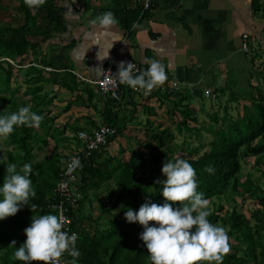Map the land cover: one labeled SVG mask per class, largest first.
I'll list each match as a JSON object with an SVG mask.
<instances>
[{"label": "trees", "instance_id": "16d2710c", "mask_svg": "<svg viewBox=\"0 0 264 264\" xmlns=\"http://www.w3.org/2000/svg\"><path fill=\"white\" fill-rule=\"evenodd\" d=\"M18 1V9L25 16L24 23L18 27L0 25V86H2L0 88V114L16 111L21 105H26L23 100L15 97L18 85L15 88L11 87L13 67L6 59L18 62L17 66L32 63L33 60L29 58L30 52L53 36L63 25L60 8L56 6L55 0H45V3L36 9L29 8L25 0ZM260 1L252 0L253 8L254 11L261 12L264 20V4ZM2 5L3 0H0V9ZM40 62L44 68L50 66L54 70L48 71L32 65L28 67L30 76L28 82L34 84L35 87L28 88L27 95L34 107L47 105L53 100L48 97V91L40 95L43 86L47 83H57L69 90L73 89L74 84H81L75 75L66 69L57 71L61 67H55L54 62L44 60ZM8 91H12L10 97L4 95ZM254 91L255 93L250 94L251 104L244 105L241 116L235 119L229 117L228 121L216 130L211 127L208 129L214 135V139L207 144V150L200 156H198L199 149L194 147L185 153L179 152L172 159L180 157L192 163L197 171L199 190L203 191L209 200L225 194L234 180L232 187L241 186L252 193L262 207L260 209H263L264 215V188L255 185L252 179L242 182L237 178L240 156H254L257 164L264 162V92L261 87L254 88ZM153 92L154 89L149 93ZM174 93H176L175 90L167 87L162 97L167 98V96L175 95ZM184 100L183 97L180 98L178 105ZM115 103L117 101L106 99L104 102L106 106L99 115L102 125L113 126L117 130V133L108 140L109 144L123 132L120 115L112 108L113 105L117 106ZM190 113L191 110L182 112V122L178 123L179 132L182 128L188 132L192 130L186 126V119ZM225 118L227 117H224L222 121ZM152 127L153 123L147 121L144 129L154 131L155 128ZM161 127L162 123L157 124V128ZM91 130L82 129L80 131L90 132ZM164 131L151 134L149 136L151 140L143 143L142 146L148 152L135 154L126 161L117 160V164L110 166L111 168L108 166L109 159L98 160L104 158L109 144L101 152L96 151L88 158L81 156L82 167L78 169L79 179L72 186L78 208L68 213L72 219L71 232L78 234L76 246L80 250V256L73 258L65 254V264H73V262L74 264H149L147 249L139 237L143 228L138 222H128L124 212L127 207L138 210L146 199L157 203H162L165 199L160 191L162 185L155 183L157 179L165 178L160 171L163 165L161 156L163 154L164 161L169 160L167 153L171 149L168 145L172 134L168 128ZM147 133L148 131L145 136ZM37 142L38 138L34 135L33 127H19L4 143L0 141V182H2L8 163L15 162L18 165L25 162L31 163L32 151ZM9 146H12V149L6 148ZM79 147L78 142L77 148ZM159 150L162 153L158 152ZM147 153L150 156L146 157ZM31 165L33 185L39 181L43 185L35 187L36 195L30 199L29 205L19 209L15 215L0 220V264H24L23 261L13 258L15 246L11 242L15 240L16 247H18L26 239L23 229L31 222L32 215L56 213L49 206L55 201L54 188L62 170L53 166L52 172L44 177L39 164ZM207 165L214 166L215 171L207 172L205 170ZM153 189L155 191L150 192ZM104 195L105 200H102L101 196ZM93 200L99 203L97 209L100 212L97 218L89 209ZM170 203L179 204L180 202ZM33 204L36 205L35 209H31ZM102 219L105 221L101 222ZM209 219L214 223L221 220L228 227L229 235L246 245L247 258L252 259L257 256L252 229L248 220L241 214L232 211L219 216L211 212ZM150 223L154 222L150 221ZM240 247L239 244L232 246L233 250L225 254L223 264H245L243 257H237ZM261 255L259 264H264V247ZM43 263L44 261L39 260L30 262V264ZM200 264H206V262H200Z\"/></svg>", "mask_w": 264, "mask_h": 264}, {"label": "crops", "instance_id": "0c3cea01", "mask_svg": "<svg viewBox=\"0 0 264 264\" xmlns=\"http://www.w3.org/2000/svg\"><path fill=\"white\" fill-rule=\"evenodd\" d=\"M135 1L55 0L63 25L45 49L53 46L55 54L49 61L61 67L57 71L66 69L74 74L81 84H74L69 90L57 83H47L49 91H45L49 92V98L53 97L48 106L57 100L51 96L53 93L65 90L76 100L80 112L71 121L86 130L97 128L101 125L99 115L106 99L92 82L101 77L108 62L144 64L157 59L166 66L167 79L158 85L159 89L154 88L157 93L122 88L121 101L112 108L120 115L123 130H141L147 121L160 117V108L165 109L169 103L166 100L174 98L173 95L162 97L170 83H177L176 92L196 99L203 97V89L216 92L220 82L241 86L248 81L252 59L242 45L247 43L251 48L254 40L264 42V20L261 12L254 11L252 0H152V8L144 14L135 6ZM108 10L118 18L119 26L113 30L120 33L113 34L118 39L113 41L109 57L101 61L97 58L99 45L92 43L99 40L105 47L113 37L100 35L90 22ZM244 35L248 38L244 39ZM40 64L33 61L26 67L44 68ZM44 69L54 70L50 66ZM210 97L215 98L213 92ZM47 105L36 108L41 112ZM115 144L111 142L107 150ZM6 148L12 149V146ZM109 152L98 160L109 159Z\"/></svg>", "mask_w": 264, "mask_h": 264}, {"label": "clouds", "instance_id": "9594fccd", "mask_svg": "<svg viewBox=\"0 0 264 264\" xmlns=\"http://www.w3.org/2000/svg\"><path fill=\"white\" fill-rule=\"evenodd\" d=\"M25 3L29 8L36 9L45 0H25ZM90 23L102 36L113 37L114 33H120L113 30L118 28L119 21L110 10L96 16ZM117 39L113 37L105 47L99 40L92 43L99 45V60L109 57L113 41ZM115 73L120 83L143 89L146 93L167 79L166 66L157 59L148 61V67L143 70H138L134 62L121 61ZM43 119L31 105H21L16 111L0 114V140L10 138L19 127H39ZM78 167H82L81 161L78 156L73 157L68 171ZM205 170L213 173L215 168L207 165ZM161 171L165 178L157 179L155 183L162 185L163 202L146 199L138 210L127 207L124 212L128 222H138L143 228L139 237L147 249L149 264H223L225 254L231 249L229 229L209 219L210 201L199 190L196 169L188 160L177 157L164 161ZM32 173L30 162L22 165L10 162L6 165L0 182V220L15 215L36 195ZM177 201L180 203H170ZM35 207L33 204L31 209ZM23 231L26 239L18 247L15 240L11 244L15 246L13 258L24 264L34 260L61 264L65 254L73 258L80 256L76 246L78 234L70 232L62 214L47 212L32 215L31 222Z\"/></svg>", "mask_w": 264, "mask_h": 264}, {"label": "rangeland", "instance_id": "374dc122", "mask_svg": "<svg viewBox=\"0 0 264 264\" xmlns=\"http://www.w3.org/2000/svg\"><path fill=\"white\" fill-rule=\"evenodd\" d=\"M260 2L261 4H264V0H261ZM18 6V0H3V5L0 9V25L2 27H18L24 23L25 16L19 11ZM54 36L55 33L49 39L42 42L40 46L32 50L29 56L30 60H36L38 63H40V60L49 61L51 56L55 54V48L52 45V47L48 49L45 48L48 43L51 44V42H53L55 38ZM250 47L249 54L252 59V68L247 76V82L241 83V86L220 82L216 87V92L212 90L215 98L205 96L206 89H203V97L196 99L191 98L190 94H185L186 96H184L181 92L174 93V98L171 97L166 100V102L168 101L169 103L165 104V109L160 108V110H162L159 112L160 117L153 118L152 128H155V132L153 129L145 130V123L141 130H123V136L121 133L114 138V143H116L115 146H113V148L110 146V150L108 149L105 151L106 153L110 151L109 168H111L110 166L117 164V160L121 159L122 161H126L135 154L148 152L142 146L143 143L151 140V137H149L151 134L165 132L164 130L166 128L170 129V133L172 134L168 145L171 149L167 153L169 159H172L179 152L185 153L187 150L194 147L199 149L198 156L206 151L207 144L214 139V135L211 134L208 129L211 127L213 130H216L222 127L223 123L228 121L229 117L235 119L238 116H241L244 105L249 106L252 102L250 94L251 92L255 93L254 88L261 87L262 92H264V42L262 43L254 40ZM13 63L14 64L10 63L13 67L11 73V87L15 88L17 85L19 86H17L18 92L15 94V97L19 100H23L26 105H31L34 111L44 117L39 127H33L34 135L38 138V142H40L34 144L31 164H39V168H41L44 177H47L49 172H52L53 166H57L61 171L69 154L74 152L78 147L76 139L77 133L80 130L85 129L78 124H74L75 121H71L72 116H79L80 112L78 111V104L76 103V100L71 99L70 93L64 90L62 93H53L51 96H54L57 100L53 102L52 106L47 105L40 112L39 109L34 107L28 99V88L35 87L34 84L28 82L30 79V77H28V68L26 65L17 66L16 64L18 62L16 63V61ZM47 85L48 84H45L43 86V92L48 90L49 87ZM0 88H2V86H0ZM220 90L221 93L218 92ZM11 92L12 91H8L4 95L10 97ZM25 92L27 96L25 95ZM182 97L185 100L178 105V101ZM255 97H257L256 94ZM172 101L173 105H171ZM185 110H191L189 117L186 119V126L190 127L192 130L188 132L182 128L181 132H179L178 123L182 122V112ZM216 117L217 120H215ZM224 117L227 118L222 121ZM143 121L144 119H142V122ZM159 123H162L161 128H157V124ZM146 131H148L147 136H145ZM1 142L4 143L5 140H1ZM158 152L162 153L161 150ZM147 156H150L149 153L146 154V157ZM161 157L164 162L163 154ZM237 178L242 182H247L249 179H252L255 185L264 188V162L257 164L255 163L254 156H240V168ZM231 183L232 184L228 187L225 194L209 200L210 212L222 216L225 213L236 211L248 220L249 226L252 229L255 253L257 256L252 259L247 258L248 253L246 251V245L236 241L235 237L229 235L231 245L230 252L233 250L232 246L239 244L241 247L240 250L237 251V257H243L246 261L245 264H259L264 247L263 209H260L262 207L257 203V199L254 198L252 193L246 191L241 186L234 187V185L232 187L234 180ZM37 185L43 184L39 181L34 184V187ZM101 198L102 200H105V195L101 196ZM90 204L92 206L91 208L89 207V209L91 210V213H94V217L97 218L100 212L97 209L99 203L93 200ZM86 209H88V207H86ZM104 221V219L101 220V222ZM215 223H220L226 226L221 220H218Z\"/></svg>", "mask_w": 264, "mask_h": 264}, {"label": "built area", "instance_id": "2783aa9c", "mask_svg": "<svg viewBox=\"0 0 264 264\" xmlns=\"http://www.w3.org/2000/svg\"><path fill=\"white\" fill-rule=\"evenodd\" d=\"M152 0H136L135 6L138 7L141 11V14L146 13L152 8ZM244 39L248 38L247 35L243 36ZM242 48L245 52L249 51V46L247 43L242 45ZM3 60V59H1ZM9 63L14 64L10 59H6ZM135 63V62H134ZM138 70H143L148 67V62L144 64L135 63ZM48 69V68H47ZM118 69L117 64H113L111 62L106 63L103 73L100 78L93 81L92 84L98 89L101 95L104 96L105 99H110L113 101H121V90L122 88H130L132 90H136L134 88L129 87L126 84H122L119 82L116 71ZM169 85V84H168ZM170 88L173 90H178L177 83H170ZM162 88V87H161ZM159 89V86L156 87ZM164 90V89H163ZM211 90H206L205 95L207 97L211 96ZM117 133V130L113 126L109 125H99L97 128H94L90 132L79 131L77 133V140L80 144V147L77 148L74 152L69 154L60 174V178L58 179L56 186L54 188V202L50 204L49 208L55 210L56 214H62L65 218L66 227L71 232V224L72 219L68 214L70 210H77L78 203L74 196L72 186L78 182V168L69 172L68 168L72 161L73 157H90L94 152H101V150L105 149L109 144L108 140L113 137ZM65 255L61 258V264H65Z\"/></svg>", "mask_w": 264, "mask_h": 264}]
</instances>
